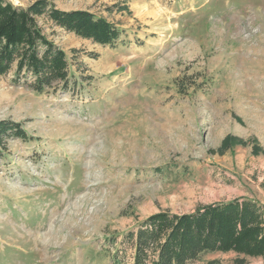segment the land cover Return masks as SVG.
<instances>
[{"label":"rangeland","instance_id":"obj_1","mask_svg":"<svg viewBox=\"0 0 264 264\" xmlns=\"http://www.w3.org/2000/svg\"><path fill=\"white\" fill-rule=\"evenodd\" d=\"M47 1L121 37L102 46L41 19L67 55L69 89L38 94L0 76V122L27 135L1 151L0 264H114L153 214L264 206V0Z\"/></svg>","mask_w":264,"mask_h":264},{"label":"trees","instance_id":"obj_2","mask_svg":"<svg viewBox=\"0 0 264 264\" xmlns=\"http://www.w3.org/2000/svg\"><path fill=\"white\" fill-rule=\"evenodd\" d=\"M102 46H115L121 31L84 10L63 11L47 0L18 7L0 0V76L38 94L70 87L66 53L45 34L39 21ZM27 139L18 123L0 122V159L7 138ZM114 264H192L208 253H235L264 260V206L238 198L198 208L192 213L153 214L127 231ZM130 252V257L128 256Z\"/></svg>","mask_w":264,"mask_h":264},{"label":"bare ground","instance_id":"obj_3","mask_svg":"<svg viewBox=\"0 0 264 264\" xmlns=\"http://www.w3.org/2000/svg\"><path fill=\"white\" fill-rule=\"evenodd\" d=\"M13 1H16V0H13Z\"/></svg>","mask_w":264,"mask_h":264}]
</instances>
